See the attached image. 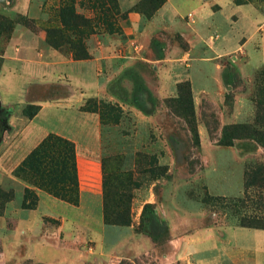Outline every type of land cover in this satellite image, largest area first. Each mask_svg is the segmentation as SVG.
<instances>
[{
  "label": "rangeland",
  "instance_id": "1",
  "mask_svg": "<svg viewBox=\"0 0 264 264\" xmlns=\"http://www.w3.org/2000/svg\"><path fill=\"white\" fill-rule=\"evenodd\" d=\"M3 1L9 5L12 0ZM117 1L60 0L59 6L56 1L52 6L46 0L41 11L33 7L14 19L0 10V69L18 29L42 35L40 55L55 50L78 62L73 67L81 73L88 71L84 61L94 58L89 52L99 42L95 35H116L120 43L119 63L104 69L109 80L103 93L87 96L67 80L57 81L49 58L42 57L26 65L27 75L42 77L29 83L25 99L0 102V264H154L150 255L130 261L128 249L114 252L113 245L119 239L131 243L136 234H144L160 252L169 239L167 226H188L192 232L197 227L214 229L221 249L208 258L214 264H233L224 251L219 254L230 244L228 234L264 226V64L242 71L249 63L240 52L220 56L216 62L223 81L218 87L210 78L214 66L197 63L214 57L212 51L201 52L191 44L192 37L179 33H155L144 45L137 42L129 14H139L142 27L155 14V3L138 0L119 12ZM233 4L251 6L263 35L264 0ZM41 13L46 16L38 18ZM185 20L194 25L192 14ZM201 74L208 79L202 82ZM184 85L190 88L192 113L181 117L165 102L176 99ZM42 104L55 105L46 111L51 115L43 120L45 126L53 127V120L54 125H69L71 114L77 129L69 138L49 134L33 150L13 149L21 138L12 135L9 119L15 115L30 121ZM49 136L67 140L73 150L62 166L43 176L42 159L30 155ZM44 196L67 210L50 208L58 214L49 216ZM8 206L25 212L41 208L42 227L36 234L42 249L37 254L33 238L20 240L23 233ZM63 219L92 229L103 226V255L93 245L96 230H82L75 237L60 227L69 226ZM248 239L241 238L245 243ZM255 249L249 243L245 250ZM260 249L264 252L263 246Z\"/></svg>",
  "mask_w": 264,
  "mask_h": 264
},
{
  "label": "crops",
  "instance_id": "2",
  "mask_svg": "<svg viewBox=\"0 0 264 264\" xmlns=\"http://www.w3.org/2000/svg\"><path fill=\"white\" fill-rule=\"evenodd\" d=\"M55 1L56 6H59L60 0H49L48 4L53 6ZM137 1L118 0L119 12L132 8ZM48 4L46 0H12L9 5H5L4 1L0 0V10L7 17L14 19L20 15H28L33 7L35 9L39 8L38 10L41 11ZM188 14L193 15L194 25H189L186 22L185 17ZM45 16L44 13L37 14L38 18ZM129 17L131 18L130 31L132 37L137 38L135 40L143 45L144 41L149 40L155 33L167 35L179 33L186 39L192 37L191 44L196 43V48L198 47L201 52L204 48L207 49V52L212 51L214 57L201 59L203 61L197 60V63L199 65L210 63L214 66L215 73L218 74L219 78L215 76V73L210 78L218 87L222 86L223 81L218 73L219 68L221 69V66L216 62L218 57L240 52V54L247 57L249 63H247V67H243L242 71L255 70L264 64V34L262 35L259 31V16L253 12L251 6L235 5L233 0H165V3L155 12L151 20L142 27L139 14L130 13ZM95 36L98 37L99 42L89 52V54L94 55V58L84 61L88 71L81 73L77 71L78 68L73 67L78 62L55 50H49L40 55L38 48L40 41L43 39L42 35L39 38L31 32L16 30L3 54L6 63H3V67L0 69V102L4 104L16 103L23 98L25 99V92L29 83L35 81L36 78L41 80L42 77L40 74L27 75L29 73L26 70V65L37 61L41 62L42 57L49 58L50 66L54 67L52 77L57 81L67 80L70 85L81 89L87 96L105 92L103 86H105L109 77H106L104 69L119 63L117 52L120 43L116 40V35L109 37L104 34H97ZM19 54L22 55V59ZM91 67L96 71L93 74L90 73ZM112 75L114 78L117 74L113 72ZM100 77L105 79L100 80ZM200 77L202 82L208 79L203 74ZM214 101H217L216 97H214ZM54 107L55 105L42 104L39 113L30 121L24 122L23 117H16L15 115L9 119L8 123L12 127V135H18L21 138L19 143L15 141L12 144L13 149L24 147L27 151L33 150L49 134H60L68 138L73 135L77 127H74L71 114L69 117L67 116L69 125H54V120L50 122L53 127H47L43 124V120L51 115H47L46 111ZM50 112L55 111L52 109ZM58 118L59 116H55V120H58ZM44 199L50 203V207L47 209L50 210L49 216L56 217L54 213L58 214L56 209L51 210L50 208L58 209L59 207L67 210L66 206H61L54 200L53 202L49 197L44 196ZM7 210H9L10 215H14L18 219L19 226H17V230L23 233L21 237L23 239L20 238V240L29 241V238H33V249L37 254L42 249V240L40 235L36 234V232H41L40 228L42 227L38 226L42 221L41 208L25 212L16 209L14 206H11V208L8 206ZM33 214H37V216H33ZM64 224L69 226L60 227L63 230L68 228V231L74 232L75 237H78V234L81 236L80 231L82 230L83 233L85 230V232L96 230L93 234V240L96 242L93 245L103 255L106 247L103 226H96L92 229L91 226H75L77 225L75 221L70 222L63 219ZM186 227L188 226H167L169 239L163 244L160 252L150 238L144 234H136V238L131 243L119 239L118 243L113 245L112 251L121 253L128 249L127 253L130 254V261L139 256L150 255L154 264H214L209 258L212 252L221 249L220 240L214 229L197 227V231L192 232L187 231L188 228ZM31 234L32 237H30ZM244 235H247L248 238L250 236L251 240L248 239L246 243L242 241L241 238ZM227 239L230 244L222 248L223 250L219 251V254L224 251L233 264H264V252L260 249V247H264V230H237V232H230ZM249 243H251L252 248L256 247L257 250L246 251V246ZM223 245L225 246V244ZM154 252L157 256L156 259L154 258ZM247 255L251 256L252 259ZM58 256L60 261H68L67 258L60 257L62 255ZM191 259L194 262L190 263Z\"/></svg>",
  "mask_w": 264,
  "mask_h": 264
},
{
  "label": "trees",
  "instance_id": "3",
  "mask_svg": "<svg viewBox=\"0 0 264 264\" xmlns=\"http://www.w3.org/2000/svg\"><path fill=\"white\" fill-rule=\"evenodd\" d=\"M150 1V3H155L152 8V14H154V12H156L165 3V0ZM165 104H167L170 107L171 111H173L178 116H190L192 113V99L190 88L187 85L179 87V96L176 99L166 101ZM227 145L230 146L231 143ZM72 150L73 147L67 140L58 138L56 136H49L39 145V147L35 149V151L30 156L34 158L39 157L42 159V174L43 176H46L50 173L51 169L54 168V166H62V162H64L69 153H72ZM39 185L42 186V183H40ZM146 207L147 206H145L144 208ZM246 227L264 230V226H261L260 224Z\"/></svg>",
  "mask_w": 264,
  "mask_h": 264
}]
</instances>
